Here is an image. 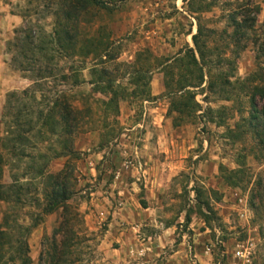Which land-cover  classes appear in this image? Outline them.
Listing matches in <instances>:
<instances>
[{
  "label": "rangeland",
  "instance_id": "374dc122",
  "mask_svg": "<svg viewBox=\"0 0 264 264\" xmlns=\"http://www.w3.org/2000/svg\"><path fill=\"white\" fill-rule=\"evenodd\" d=\"M103 1L81 13L79 42L65 52L39 50L62 0H0V15L16 23L0 47L1 228L13 246L27 242L32 264H47L65 238L69 264H147L142 244L157 239L166 248L156 264L181 242L191 264H264V0ZM88 37L100 54L88 52ZM188 48L200 86L195 67L175 61ZM186 89L199 107L180 117L171 101ZM59 97L75 112L67 135L61 99L59 130L38 118ZM61 171L71 191L66 236L57 231L63 207L45 208L48 177ZM239 243L248 262L234 256ZM16 254L7 249L6 264Z\"/></svg>",
  "mask_w": 264,
  "mask_h": 264
},
{
  "label": "trees",
  "instance_id": "16d2710c",
  "mask_svg": "<svg viewBox=\"0 0 264 264\" xmlns=\"http://www.w3.org/2000/svg\"><path fill=\"white\" fill-rule=\"evenodd\" d=\"M117 1H122V0H117ZM103 2H104L103 0H62V2L59 3L60 5H58V11L56 13L57 20L55 21L54 33L52 36H50L49 40H47L48 42L47 41L41 42L39 50L44 51L45 49H47L46 46L51 44L52 46H56V48H58L59 50H64L65 52H68V50H66L67 47H70L71 48L70 51H73L75 45L78 44L79 42L78 33H77L79 16L81 15V13L87 12L91 7L94 6L102 7ZM201 8L204 7H199L198 9ZM241 24L242 23H236L237 27H241ZM200 34H201V30L198 27L197 32L192 34L191 38L197 49L199 58L202 61L204 60L205 54L199 43ZM23 40L26 41V44L28 46L32 44L31 36L29 34H27L26 38H23ZM18 41L20 40L18 39ZM44 42L45 44H43ZM98 42H96L95 37H88L85 40L86 46L93 47L88 52L91 51L93 53L99 52L100 54L102 52L101 50L104 49L99 45ZM24 57L33 59V55L32 57H29V55H27L26 53H24ZM175 61L177 62L180 61V63L186 62L185 65L187 66V68L189 67L190 64H192L195 67V70L192 71L191 69L189 70V68L188 70L190 71V73L194 75V78L196 80V85L194 86L202 85L204 81L203 70L198 63L193 48H188L186 54L180 57L179 59H175ZM169 68L172 69L170 66ZM29 69L30 67L26 68V70ZM37 72H38V79L42 80L43 78L47 77L46 70L43 71L41 69H38ZM164 74L166 77L164 81V86L166 89H169L168 93L171 94L170 88L174 86L172 70H167L165 71ZM182 77L186 78V76L184 77V75ZM177 83L178 81H176V84ZM186 86L187 85H183V84L178 85L177 91H181ZM212 87H213V83L212 82L208 83V88H212ZM173 97H175L174 94ZM194 97H195V92L190 91L189 89L184 90L180 95H178L177 97H175V99L171 101L170 111L176 112L180 117L194 114L199 107V105L195 102ZM60 99L61 98L59 97L55 100L53 106L50 109V112L45 117H38L39 120L42 121L43 126H50L51 122L54 121L53 125L50 126L53 129V131L59 130L58 125L54 120V117L59 103L58 101H60ZM110 100H112V97ZM62 104L64 105V109H65L64 112L65 116H63V120L66 126L60 129L61 130L60 132H63L64 134L67 135L72 132V128L73 126H75V123L73 121L70 122V118L68 119V116L75 115V112L71 108V106L67 104L65 101L62 100ZM256 133L257 136H261L259 140L263 142L264 130L260 132L259 130L256 129ZM48 178L51 181V186H50V190L44 193L45 198L48 201L45 208L47 211H51L58 207H63V213L65 212L64 213L65 215L62 216L60 227L59 229H57V231L61 232L62 236L63 235L66 236L68 234H71V230L68 229L69 221L66 217L67 204L65 203L70 198L71 191L69 190L66 178L62 171L56 174H52ZM1 227L2 226L0 225V264H6V261L4 260V252L10 248L15 249V252H17L16 255L11 256V261L13 262V264L16 263V259L20 260V264H32V259L28 254L29 249L27 246V242L25 240L22 241L21 240L22 238L18 236L17 243L20 244H18L17 247L13 246L14 242H12V236L10 235V232H8L6 229H2ZM67 241L68 239L65 238V239H61L58 245L57 243L52 244L53 245L52 251L50 253H47L46 256L47 264H69L66 258L68 251L67 249L69 247Z\"/></svg>",
  "mask_w": 264,
  "mask_h": 264
},
{
  "label": "crops",
  "instance_id": "0c3cea01",
  "mask_svg": "<svg viewBox=\"0 0 264 264\" xmlns=\"http://www.w3.org/2000/svg\"><path fill=\"white\" fill-rule=\"evenodd\" d=\"M16 23H13V21L8 17V16H2L0 15V41H1V48H4V42L6 40V38L8 37V30L10 29V27H14ZM167 230H171L170 227H167L164 231ZM162 235V234H161ZM161 235H159V237H161ZM166 241H162V240H153V241H148V242H144V244H142V248L145 249L143 252V255L141 257V259L144 258H151L149 260H147V264H156L155 263V257L154 254H156V252H158V254L165 252V250H163L164 248H166L165 245ZM160 252V253H159ZM162 259L160 260L161 262L159 264H191V262L189 260H187V256L186 254L184 255V249H183V243H179L177 245V247L173 250H171V252H167V254L164 257H161Z\"/></svg>",
  "mask_w": 264,
  "mask_h": 264
},
{
  "label": "built area",
  "instance_id": "2783aa9c",
  "mask_svg": "<svg viewBox=\"0 0 264 264\" xmlns=\"http://www.w3.org/2000/svg\"><path fill=\"white\" fill-rule=\"evenodd\" d=\"M239 212H240L239 214L241 215V217H245L246 216V210L241 209ZM209 252H210V247L206 246L205 247V253H209ZM250 254H251L250 249L244 243L237 244V247L234 250V256L236 258H240V259H242V260H244L246 262L249 261ZM216 264H220V263L217 262Z\"/></svg>",
  "mask_w": 264,
  "mask_h": 264
}]
</instances>
